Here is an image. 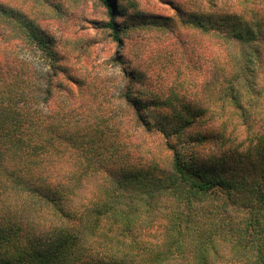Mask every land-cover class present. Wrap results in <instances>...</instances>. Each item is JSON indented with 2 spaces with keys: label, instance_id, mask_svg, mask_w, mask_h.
Segmentation results:
<instances>
[{
  "label": "trees",
  "instance_id": "1",
  "mask_svg": "<svg viewBox=\"0 0 264 264\" xmlns=\"http://www.w3.org/2000/svg\"><path fill=\"white\" fill-rule=\"evenodd\" d=\"M98 1L120 46L125 13ZM22 9L0 0V264H264V29L183 21L244 56L214 60L210 109L137 90L133 70L116 113L52 109L64 70Z\"/></svg>",
  "mask_w": 264,
  "mask_h": 264
},
{
  "label": "rangeland",
  "instance_id": "2",
  "mask_svg": "<svg viewBox=\"0 0 264 264\" xmlns=\"http://www.w3.org/2000/svg\"><path fill=\"white\" fill-rule=\"evenodd\" d=\"M115 4L125 13L122 17L115 15L116 23L127 26L121 33L120 46L112 42L104 27L109 17L98 0H19L21 10H32L30 16L50 39L58 65L64 70L59 75L64 89L56 90L52 109L89 108L95 102L103 110L116 113L121 107L118 95L127 84L124 70L140 75L141 81L134 85L137 90H150L164 99L170 89H176L178 98L185 95L184 103L195 100L210 109L212 104L199 86L212 77L214 60L244 56L224 51L226 45L218 32L203 33L183 21L196 15L204 22L210 17L214 26L223 29L230 24L237 29H264V0H115ZM150 18H157L160 25L168 21L169 27L135 25L143 19L150 22ZM251 47L264 54L262 42ZM21 56L28 58L25 51ZM30 58L37 71L42 70L40 57ZM209 127L196 130L209 133ZM151 141L154 147L157 141ZM209 146L212 144L207 143ZM157 157L164 160L159 154Z\"/></svg>",
  "mask_w": 264,
  "mask_h": 264
}]
</instances>
